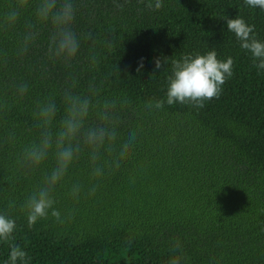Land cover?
Here are the masks:
<instances>
[{"label": "trees", "instance_id": "obj_1", "mask_svg": "<svg viewBox=\"0 0 264 264\" xmlns=\"http://www.w3.org/2000/svg\"><path fill=\"white\" fill-rule=\"evenodd\" d=\"M80 2L77 26L89 34L82 48L100 54L94 74L107 76L106 94L127 96L122 121L139 126L138 139L93 197L73 203L58 191L63 223L49 217L29 229L24 213L10 210L17 225L11 243L25 249L29 264H168L175 245L180 264H264V71L226 27L227 18L242 17L264 40V11L244 0H164L159 10L145 0ZM46 32L22 57L13 54L11 35L0 34V95L13 80L31 85L22 110L0 112V210L8 198L21 202L41 178L14 172L3 137L13 126L27 133L32 102L63 86L62 70L44 57ZM213 48L218 59L233 58L218 98L202 108L146 107L164 95V58ZM87 171L81 157L71 175ZM7 253L0 243V261Z\"/></svg>", "mask_w": 264, "mask_h": 264}, {"label": "clouds", "instance_id": "obj_2", "mask_svg": "<svg viewBox=\"0 0 264 264\" xmlns=\"http://www.w3.org/2000/svg\"><path fill=\"white\" fill-rule=\"evenodd\" d=\"M244 3L264 11V0ZM163 6L164 0H145L149 9ZM80 15V0H0V34L11 35L13 54L27 55L41 39V30L46 29L44 57L58 66L64 76L58 91L32 102L27 113L31 122L27 133L22 134L13 126L3 137V143L12 149L14 172L25 176L40 173L41 178L21 202L15 197L4 201V209L0 210V243L8 244V253L0 264H29L31 260L24 248L11 243L17 225L10 210L18 207L29 229L49 217L63 223L56 207L58 191L73 203L93 197L98 181L118 166L120 156L138 139L139 126L122 121V113L130 105L127 96L106 94L110 81L107 76L97 79L94 74L99 70L100 54L94 48H82L89 34L82 35L78 29ZM226 27L239 47L250 54L257 72L264 71V40L256 38L253 25L235 16L226 19ZM153 63L156 69L161 68L159 57ZM164 63L169 65L164 95L148 101V108L174 104L202 108L205 101L220 96L222 85L233 74V58L218 59L214 48L164 58ZM142 66L141 56L137 71ZM85 72L92 74L85 78ZM30 88L29 81L23 79L9 83L0 95V112L22 110ZM81 157L87 160L85 178L71 175ZM9 182H13L11 178ZM182 258L179 245H175L168 264H180Z\"/></svg>", "mask_w": 264, "mask_h": 264}]
</instances>
